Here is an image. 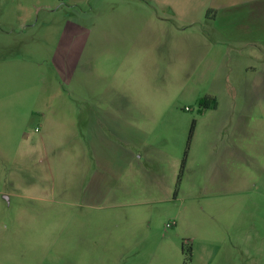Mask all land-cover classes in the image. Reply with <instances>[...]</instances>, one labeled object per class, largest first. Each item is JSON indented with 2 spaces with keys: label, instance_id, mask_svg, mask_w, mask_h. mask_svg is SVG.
<instances>
[{
  "label": "rangeland",
  "instance_id": "obj_1",
  "mask_svg": "<svg viewBox=\"0 0 264 264\" xmlns=\"http://www.w3.org/2000/svg\"><path fill=\"white\" fill-rule=\"evenodd\" d=\"M215 1L0 0V264H264V5L236 6L230 36ZM173 26L215 43L176 59L151 34ZM119 108L138 122L131 194L119 162L82 175L98 150L64 118Z\"/></svg>",
  "mask_w": 264,
  "mask_h": 264
},
{
  "label": "crops",
  "instance_id": "obj_2",
  "mask_svg": "<svg viewBox=\"0 0 264 264\" xmlns=\"http://www.w3.org/2000/svg\"><path fill=\"white\" fill-rule=\"evenodd\" d=\"M260 4L264 5V0L215 1V5L230 7V36H233L234 33H237V31L243 29L236 27V19L234 15L237 13V10L234 8L240 5L243 7V16L241 18L242 21L243 17L246 20L250 19V15L255 16L257 12L260 13L261 10L256 9V7H259ZM259 16L261 17L260 14ZM167 28L168 29L164 31L163 34L161 31L155 32V30H153L151 34L152 37L156 38L155 43L157 45L164 44L170 53H175L177 55L178 58L176 59L186 56L196 62L197 56H199L201 53V49L204 47V45L215 43L212 40V33L210 34L205 32L204 34L203 31H201L199 34H197L196 30L190 33V31L187 32L186 30L182 29L181 26ZM186 33L189 34L186 35ZM236 40L241 41L240 38ZM249 44L256 45V43H252V41H249ZM64 118L68 120L66 122V127L69 128V143H83L84 147L89 142L93 143L96 151L98 150V158L96 161H94V163H90V165H88V161H86L85 158H82V160L78 161L77 165L81 166L83 173L82 175H84L86 171L90 170L93 171V178H95L103 162H110L111 165L115 164V166H118L119 162L120 166H118L116 170V181H118V183L120 180L122 181L126 193H133L134 190L132 188V183L136 182L135 175L131 173L125 179L122 178L127 171L131 170V172H133V168L139 163L138 148L135 145L134 148L132 147L133 144H136L138 141V139L135 138V132L138 126L136 113L133 110H129L128 108H119L107 111L83 110L77 113V115H75V113L66 114ZM80 128H82L84 131L81 132L79 130ZM110 135H113L123 142L120 146L121 153L115 152L114 156H109L103 151L104 149H110V147L107 145V140H109ZM116 157L120 158L121 160H116ZM148 184L152 186V192L166 189L167 193H169L171 187L170 185L165 186V182L156 176H150ZM95 190L97 191L98 195L104 196H108L110 192V190L102 189L100 184L95 185ZM162 194H164V192H162Z\"/></svg>",
  "mask_w": 264,
  "mask_h": 264
},
{
  "label": "trees",
  "instance_id": "obj_3",
  "mask_svg": "<svg viewBox=\"0 0 264 264\" xmlns=\"http://www.w3.org/2000/svg\"><path fill=\"white\" fill-rule=\"evenodd\" d=\"M214 101H215L214 105L216 106L217 101L215 99H214ZM194 129H195V122H193V125H192L191 130H190L189 141L193 137ZM188 147H189V145H188ZM186 158H187V153H186V155L183 158L182 163H181V168H180V172H179L177 183H176V192H177V188H178V186H179V184L181 183V180H182V176H183L185 165H186Z\"/></svg>",
  "mask_w": 264,
  "mask_h": 264
}]
</instances>
